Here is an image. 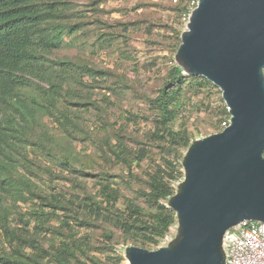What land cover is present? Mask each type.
<instances>
[{
    "label": "trees",
    "instance_id": "obj_1",
    "mask_svg": "<svg viewBox=\"0 0 264 264\" xmlns=\"http://www.w3.org/2000/svg\"><path fill=\"white\" fill-rule=\"evenodd\" d=\"M75 1L0 0V264H77L82 260L108 264L91 254L95 248L92 237L79 236L82 227L102 231V244L95 249L105 252L106 260L112 264H118L124 260L116 250L121 242L147 249L178 226L169 201L178 191L174 184L176 173L184 174L181 153L193 144L180 121L191 104V96L213 85L203 77L185 75L177 63L169 68L163 86L148 99L155 111L148 146L153 145L165 156L163 165L151 170L145 185L131 196L125 195L123 182L128 191L129 177H134L133 164L142 162L148 152L129 145L125 129L114 131L116 143L107 142V150L104 146L99 150L108 162L115 159L122 165L128 178L124 172L119 175L120 185L114 180L117 177L107 171L88 173L72 151L70 139L75 135L70 128H77L74 116L80 110L71 107L89 106L74 96L78 85H86V76L96 80L110 73L88 63L51 58L82 29ZM197 3L198 0H179L175 6L183 25ZM173 32L179 47L182 32ZM221 111L225 118L219 123L222 131V123L230 118L225 105ZM44 118L61 125L65 133L62 140L41 129ZM32 153L48 157L72 173L96 179L97 193L84 197L79 204L81 213L73 210V200L67 202L61 194H44L27 175L35 174ZM34 200L39 203L20 216L23 228H12L11 202L15 205L16 201ZM121 201L125 209L118 207ZM32 220L34 231L30 230ZM43 232L46 238L40 235Z\"/></svg>",
    "mask_w": 264,
    "mask_h": 264
},
{
    "label": "rangeland",
    "instance_id": "obj_2",
    "mask_svg": "<svg viewBox=\"0 0 264 264\" xmlns=\"http://www.w3.org/2000/svg\"><path fill=\"white\" fill-rule=\"evenodd\" d=\"M75 2L78 6L76 10L81 14L82 29L72 38H68L67 43L56 50L51 58L88 63L97 69L106 70L110 75L100 76L96 80L86 76L84 78L86 85L76 87L74 96L81 97L89 106L71 107L74 111L80 110L74 116L77 128H70L75 135L74 139H70L72 151L78 156L79 165L86 168L88 173L96 175L107 171L117 177L114 180L122 185L119 175L126 172L125 168L115 159L108 162L102 158L99 147L104 146L107 150V142L116 143L115 132L125 129L129 145L138 150L145 148L148 152V157L142 162L133 164L134 177H129L131 183L128 191L126 183L123 182V190L129 197L137 188L145 185L147 174L151 170L163 165L165 156L153 145L148 146L150 142L148 133L153 131L155 118V111L148 99L156 96L166 81L169 68L176 63L175 56L179 47L173 30H180L183 34L187 23L183 25L174 10L179 0ZM212 85L201 90L198 95L191 96V104L182 115L180 124L187 128L192 143L221 132L219 123L220 120H225L221 109L223 105L226 108L227 106L221 90L213 83ZM132 116L136 119L133 120ZM42 126L41 129L50 136L61 140L65 136L61 125L51 118H44ZM188 150H183L180 161L183 162ZM32 156L34 163L32 169L35 174L27 175L44 194H61L67 202L73 200V210L81 213L83 210L79 204L84 197L97 193L96 179L72 173L40 154L32 153ZM176 176L178 179L174 184L179 187L184 181L185 172L183 175L176 173ZM35 203H39V200L16 201L15 205L11 202L12 228H23L20 216L28 213ZM118 207L125 209V202L121 201ZM60 213L62 216L65 215L64 212ZM27 218L28 216L25 217ZM72 222L76 225L74 220ZM34 223L32 220L30 226L32 231ZM79 230V236L92 237V244L96 249L102 244L100 237L102 231L98 228L82 227ZM177 230L178 226L169 234L173 240L164 242L163 239H159L157 244H153L147 250H158L168 246L175 240ZM40 235L43 238L47 237L44 232ZM119 237L117 234L116 238ZM45 245L47 246L48 242ZM132 246L137 247L130 242L119 244L116 250L124 260L118 264H130L126 257V249ZM95 248L91 252L94 257L102 263L112 264L110 260H106L105 252ZM77 264L93 263L90 260H82Z\"/></svg>",
    "mask_w": 264,
    "mask_h": 264
},
{
    "label": "water",
    "instance_id": "obj_3",
    "mask_svg": "<svg viewBox=\"0 0 264 264\" xmlns=\"http://www.w3.org/2000/svg\"><path fill=\"white\" fill-rule=\"evenodd\" d=\"M176 63L222 92L230 125L194 142L170 199L177 236L158 250L129 247L130 264H225L223 238L264 222V0H198Z\"/></svg>",
    "mask_w": 264,
    "mask_h": 264
},
{
    "label": "built area",
    "instance_id": "obj_4",
    "mask_svg": "<svg viewBox=\"0 0 264 264\" xmlns=\"http://www.w3.org/2000/svg\"><path fill=\"white\" fill-rule=\"evenodd\" d=\"M229 125L230 120L223 122V130ZM170 240L169 234L163 239ZM223 253L225 264H264V222L244 221L231 228L223 238Z\"/></svg>",
    "mask_w": 264,
    "mask_h": 264
}]
</instances>
